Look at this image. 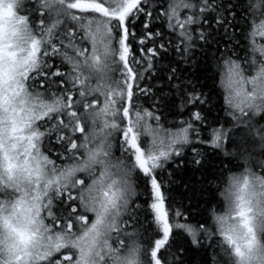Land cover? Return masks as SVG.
Listing matches in <instances>:
<instances>
[{"label":"snow or ice","instance_id":"1","mask_svg":"<svg viewBox=\"0 0 264 264\" xmlns=\"http://www.w3.org/2000/svg\"><path fill=\"white\" fill-rule=\"evenodd\" d=\"M198 45L226 84L208 135L211 94L159 64ZM260 120L264 0H0V264H185L184 232L212 264H264ZM209 144L247 167L222 162V210L191 226L161 177Z\"/></svg>","mask_w":264,"mask_h":264},{"label":"trees","instance_id":"2","mask_svg":"<svg viewBox=\"0 0 264 264\" xmlns=\"http://www.w3.org/2000/svg\"><path fill=\"white\" fill-rule=\"evenodd\" d=\"M180 59L178 55L169 52L159 64L177 66L179 76L192 80L198 85H203V91L206 94H211L209 105H205V108L210 109V120L214 118L218 121V123L212 124L210 128L205 130V135L211 134L214 129H219L224 124L225 119L228 118V113L222 110L221 107L224 104L225 85L221 77L213 78L214 66L213 71H205V68L212 62L208 55L200 50L199 45L193 53L192 62L188 64L178 63ZM167 73V67L159 68L157 80L154 82H162ZM174 83H178V81H174ZM182 119H187V116L170 115L167 117V122L162 123L161 126L153 124L150 132L165 134L166 130L169 132L177 131L180 128ZM174 123L176 128H173ZM260 124H264V120H260ZM227 127H231V125L229 124ZM149 133L145 135V138ZM249 138L251 140V134H249ZM256 147L258 148V144ZM201 151H207L208 153L202 161V166L191 164L192 153L190 148H186L185 160L187 163L179 164V161L177 163L169 161L166 165V172L161 177L166 186L165 194L171 195L173 206L184 212V215L188 217L187 224L191 226H196L197 222L205 220L211 223L209 217L212 209L222 210L223 197L220 195V191L226 186V178L229 175V173H225L223 176L219 175L222 171V162L225 167L229 166L230 160L232 165H239L231 168L230 174L234 175L243 172L247 167L241 159L226 157L222 152L213 153L210 144L207 149L201 148ZM255 171L259 174V169ZM168 173L172 175L169 177ZM179 222L185 223V220L181 219ZM176 242L186 250L182 253L185 264H212L214 250L207 243L202 244L200 247L192 245L191 236L187 232L178 236ZM216 251L220 250L216 249ZM220 254L223 255L222 252Z\"/></svg>","mask_w":264,"mask_h":264},{"label":"rangeland","instance_id":"3","mask_svg":"<svg viewBox=\"0 0 264 264\" xmlns=\"http://www.w3.org/2000/svg\"><path fill=\"white\" fill-rule=\"evenodd\" d=\"M225 85V87H226V84H224ZM248 88H250L251 87V85H248L247 86ZM148 134V133H147ZM153 137H155L156 139H157V141H159V140H161V139H165V134H161V133H149V135H147L146 136V138H147V140H149V141H151V139L153 138ZM244 173V171L243 172H241V173H239L237 176H239V175H242ZM258 174V173H257Z\"/></svg>","mask_w":264,"mask_h":264}]
</instances>
